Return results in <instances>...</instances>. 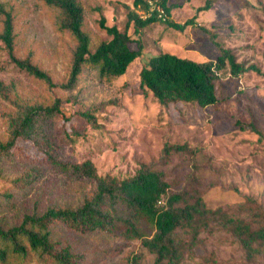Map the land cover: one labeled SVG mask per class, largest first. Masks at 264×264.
I'll return each instance as SVG.
<instances>
[{
    "label": "rangeland",
    "instance_id": "obj_1",
    "mask_svg": "<svg viewBox=\"0 0 264 264\" xmlns=\"http://www.w3.org/2000/svg\"><path fill=\"white\" fill-rule=\"evenodd\" d=\"M79 1L92 51L111 38L100 19L104 17L108 26L124 30L128 13L135 8L134 0ZM207 2L210 8L199 12L198 26L190 25L184 31L164 21L140 32L131 24V47L137 48L135 40L139 39L144 51L141 60L132 62L123 76L103 82L97 70L85 64L74 84L63 87L71 78L78 41L58 27L61 9L44 0H0L13 16L17 55L30 58L56 84L52 87L15 66L0 41V80L10 88V99L0 96V143L10 139L11 115L31 105L49 106L59 98L62 112L46 116L44 129L48 146L61 162L90 159L100 175L119 178L131 176L142 163H149L165 173L174 190L187 186L201 190L208 207H230L249 197L264 205V0H169L171 17L184 23ZM4 18L0 13V32ZM215 41L231 48L239 62L257 70L235 76L229 68L224 69L217 81L218 102L205 108L193 103L163 107L152 95H145L139 70L150 55L169 52L211 60L220 54ZM86 110L98 125L81 114ZM168 143L185 149L165 156L163 148ZM27 181L29 184L23 185ZM95 188L92 181L47 162L37 143L22 140L12 155L0 159V195L13 193L16 199L6 207V200L0 197V221L14 224L36 210L75 207ZM140 227L144 234H153L147 222H141ZM65 237L84 255L83 264H131L132 255L142 251L140 239L124 236L109 239L65 231ZM209 255L221 262L243 261L238 244L221 229L203 232L187 263L204 264ZM153 260L154 256L145 252L142 264H153ZM28 264L42 263L34 260Z\"/></svg>",
    "mask_w": 264,
    "mask_h": 264
},
{
    "label": "trees",
    "instance_id": "obj_2",
    "mask_svg": "<svg viewBox=\"0 0 264 264\" xmlns=\"http://www.w3.org/2000/svg\"><path fill=\"white\" fill-rule=\"evenodd\" d=\"M48 5L61 9L58 27L71 32L78 44L74 53L71 78L62 86H71L85 64L92 65L101 81H112L123 76L130 64L142 58L144 45L135 40L129 31L131 24L135 31L148 25L164 21L168 26L184 31L188 26H198L200 11L210 8L211 3L197 9L196 14L184 23L171 17L173 9L169 0H163L168 18L156 16L143 19L136 9L146 10L148 0H134V9L128 13L124 30L116 25L108 26L105 18L100 19L101 27L111 36L99 43L94 51L90 48V35L83 28L84 7L79 0H44ZM0 13L5 15L0 41L5 44L10 60L19 69L56 86L51 76L30 58H20L16 53V35L12 13L0 4ZM220 54L211 60L198 61L180 57L169 52L150 55L139 70V82L145 95H152L163 107L180 103H193L201 108L218 102L217 81L224 69L238 76L251 69L239 62L235 52L215 41ZM10 88L0 80V96L10 99ZM58 98L49 106L31 105L22 113L8 118L10 139L0 143V159L12 155L22 140L37 143L47 162L71 170L80 179L92 181L95 190L79 205L72 207L51 206L44 211L26 213L19 222L8 224L0 221V263L14 262L28 264L34 260L42 264H83L84 255L75 250L74 243L65 237V231L82 236H99L115 239L124 236L140 239L142 251L134 253L131 264H142L145 252L154 256L153 264H188L194 249L200 243L203 232L212 233L221 229L228 232L243 252L241 264H264V205L253 198L230 207H208L201 190L184 187L174 190L163 171L149 163H142L136 172L119 178L108 174L100 175L95 163L83 162L66 164L55 156L54 148L48 146L45 133L46 116L61 113ZM92 124L95 116L89 111L81 112ZM245 124H242V126ZM255 127V124H250ZM185 149L184 145L168 143L164 155ZM34 178L33 174L29 175ZM30 183L32 181H29ZM29 184L28 181L23 185ZM190 184V182H189ZM0 197L6 200V207L15 204L13 193L4 192ZM0 206L2 203L0 202ZM147 222L153 228L152 235L142 232L140 223ZM204 264H236L221 262L213 255L205 257Z\"/></svg>",
    "mask_w": 264,
    "mask_h": 264
},
{
    "label": "built area",
    "instance_id": "obj_3",
    "mask_svg": "<svg viewBox=\"0 0 264 264\" xmlns=\"http://www.w3.org/2000/svg\"><path fill=\"white\" fill-rule=\"evenodd\" d=\"M142 11L143 12L140 14V16L143 19H147L152 16H156L161 20H166L168 18V13L166 7L163 4V0H148L147 9Z\"/></svg>",
    "mask_w": 264,
    "mask_h": 264
}]
</instances>
